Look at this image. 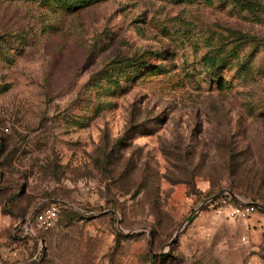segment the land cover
Listing matches in <instances>:
<instances>
[{
  "label": "rangeland",
  "instance_id": "374dc122",
  "mask_svg": "<svg viewBox=\"0 0 264 264\" xmlns=\"http://www.w3.org/2000/svg\"><path fill=\"white\" fill-rule=\"evenodd\" d=\"M0 135V264H264V0H0Z\"/></svg>",
  "mask_w": 264,
  "mask_h": 264
},
{
  "label": "trees",
  "instance_id": "16d2710c",
  "mask_svg": "<svg viewBox=\"0 0 264 264\" xmlns=\"http://www.w3.org/2000/svg\"><path fill=\"white\" fill-rule=\"evenodd\" d=\"M142 58H143V56L139 55V54L138 55H130V56H125V57H120L116 62L119 63L120 65H123V66H131V65L136 64L137 62L146 61ZM5 140L6 139L4 138V136L0 135V151L2 153L5 152L7 149V145H5ZM117 144H118V141H116L110 147V149L108 151L103 150V156H104L103 163L105 165H107V164L109 165L108 171L114 180L116 179V177L118 175H120V168L124 162L121 160L122 155L113 156V153L115 151V147L118 146ZM227 154L229 156L227 158V166L232 170L231 175L229 176L228 189L231 192H245L247 194H251L252 198H249L250 200H252L253 202H257V203H259V202L264 203V195L254 191L256 184L253 182V181H255L253 179V177H250L247 173L241 171V163L244 160H242L241 157H238V158L235 157L234 148L231 144L227 148ZM125 163H127V161H125ZM236 169H239V171L237 173H239L240 175H238L235 172ZM224 197L233 201L234 203L238 202L236 199L229 196L228 194H226ZM58 204H59V222L58 223H60V221H61L60 212H61L62 204L61 203H58Z\"/></svg>",
  "mask_w": 264,
  "mask_h": 264
},
{
  "label": "built area",
  "instance_id": "2783aa9c",
  "mask_svg": "<svg viewBox=\"0 0 264 264\" xmlns=\"http://www.w3.org/2000/svg\"><path fill=\"white\" fill-rule=\"evenodd\" d=\"M228 193H225V195ZM224 195V196H225ZM223 195L222 204L219 207L225 208L226 214L229 217H246L253 212L258 206L252 200L244 197H238V202H227ZM229 196H231L229 194ZM232 197V196H231ZM31 219L35 221L38 226L50 227L59 222V204L58 202H50L46 205L38 204L34 210Z\"/></svg>",
  "mask_w": 264,
  "mask_h": 264
},
{
  "label": "water",
  "instance_id": "95a60500",
  "mask_svg": "<svg viewBox=\"0 0 264 264\" xmlns=\"http://www.w3.org/2000/svg\"><path fill=\"white\" fill-rule=\"evenodd\" d=\"M223 192H224V190L219 191V192H215L214 194H212L211 196H209L207 199H212V198H214V197H217V196L221 195ZM227 193L230 194L233 198H236V197H237V195H236L234 192H230V191L228 190ZM255 204H256L258 207H263V205L260 204V203L255 202ZM36 207H37V206H35V207L33 208L32 212L30 213V215H29L28 218H27V224H28V225H29V223H30L31 216H32L34 210L36 209ZM117 222H119V221H117Z\"/></svg>",
  "mask_w": 264,
  "mask_h": 264
}]
</instances>
